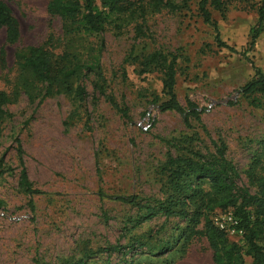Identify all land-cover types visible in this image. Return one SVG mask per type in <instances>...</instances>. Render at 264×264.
<instances>
[{
  "label": "rangeland",
  "instance_id": "1",
  "mask_svg": "<svg viewBox=\"0 0 264 264\" xmlns=\"http://www.w3.org/2000/svg\"><path fill=\"white\" fill-rule=\"evenodd\" d=\"M2 1L20 27L14 46L5 43L0 31L8 62L7 69L0 68V90L9 92L15 51L40 46L50 34L60 36L61 23L48 16L49 0ZM170 1L180 9L149 15L138 23L140 31L135 24L119 31L107 26L99 38L82 41L86 52L96 51L103 40L98 81L103 94L90 75L84 80L83 101L55 94L29 102L20 95L4 107L8 116L0 124V264H61L84 254L88 264H123L121 253L132 246L128 263L131 256L133 261L154 256L138 246L173 243L184 222L170 219L163 229L159 216L139 222L143 210L115 198L135 197L140 206L160 199L165 181L160 168L170 156L187 151L208 156L223 143L227 159L246 183L243 173L264 140V95L255 97L256 106L238 90L253 79L254 69L264 73V45L258 40L251 44L264 0H229L223 15L208 8L225 47L203 22L199 0ZM94 4L100 7V0ZM154 52L176 58L177 100L185 110L188 102L202 110L199 121L185 122L184 115L162 112L153 104L166 100L161 74L143 67ZM21 161L38 193L20 187ZM216 216L232 214L215 212L211 219ZM228 238L243 244L240 236ZM169 252L171 247L163 256ZM177 264H213L205 239L194 240Z\"/></svg>",
  "mask_w": 264,
  "mask_h": 264
},
{
  "label": "trees",
  "instance_id": "2",
  "mask_svg": "<svg viewBox=\"0 0 264 264\" xmlns=\"http://www.w3.org/2000/svg\"><path fill=\"white\" fill-rule=\"evenodd\" d=\"M95 0H49L46 12L52 19L61 23V34H50L40 46H30L18 49L14 53L15 76L9 92L0 90V124L7 118L5 106L15 103L23 95L29 102L38 97L63 94L75 101H83L86 94L84 80L90 75L97 79L94 88L103 94V88L98 84L102 80L100 47L84 51L82 41L93 36L100 37L107 26L119 31L133 24L140 31L139 22L167 9L178 11L180 7L170 0H100V7ZM229 0H199L198 11L203 22L213 28L215 41L225 47L220 41L217 25L212 21L208 8L222 15L227 10ZM259 15L261 16V9ZM259 16V18H260ZM0 31H4L5 43L14 46L20 39V27L10 8L0 0ZM261 28L259 24L251 36V44L258 38ZM84 52V53H82ZM7 53L5 47H0V68L7 69ZM143 67L147 71L161 74L162 94L165 101L158 104L162 112L174 111L185 118L199 121V108L191 102L185 110L178 102L175 94L176 58L161 52H154L145 58ZM254 77L247 82L238 94L258 106L256 96L264 95V73L254 69ZM228 105L234 106V102ZM123 116L125 110H120ZM215 153L204 156L196 151H187V155L170 156L161 166L160 173L165 181L160 187L161 198L153 199V203L140 206L135 197H117V201L143 210L139 222H144L159 216L163 219L162 229L170 219H180L183 227L177 228L173 243L166 240L163 247L140 244L154 256L145 257L129 263L126 256L133 249L121 253L123 264H177L182 261L196 239H205L211 253L213 264H264V140L258 144L250 164L243 175L225 155V145L220 143ZM19 174V185L26 193L33 194L23 163ZM31 210L33 206L29 203ZM231 211L237 221L236 229L242 232L243 244L229 240L225 232L213 225L212 215L215 212ZM162 243V242H161ZM173 252H167L168 248ZM115 249V248H114ZM120 250H123L122 248ZM84 258L77 261L67 260L61 264H88ZM102 264H108L103 261Z\"/></svg>",
  "mask_w": 264,
  "mask_h": 264
},
{
  "label": "built area",
  "instance_id": "3",
  "mask_svg": "<svg viewBox=\"0 0 264 264\" xmlns=\"http://www.w3.org/2000/svg\"><path fill=\"white\" fill-rule=\"evenodd\" d=\"M260 9H261V16L259 20V27L263 31L264 30V2ZM212 222L216 228L225 232L227 236L229 237L240 236L242 238V232L236 229L237 221L233 216L229 218L216 216L215 218H213Z\"/></svg>",
  "mask_w": 264,
  "mask_h": 264
},
{
  "label": "crops",
  "instance_id": "4",
  "mask_svg": "<svg viewBox=\"0 0 264 264\" xmlns=\"http://www.w3.org/2000/svg\"><path fill=\"white\" fill-rule=\"evenodd\" d=\"M256 40H258V43H260V45L263 43V45H264V32H260V34H259V36H258V38L256 39ZM256 49V48H255ZM259 51H260V49H259ZM258 54V53H257ZM257 54L255 53V55H256V57H258L257 56ZM259 58V57H258ZM258 67H260V65L258 66Z\"/></svg>",
  "mask_w": 264,
  "mask_h": 264
},
{
  "label": "water",
  "instance_id": "5",
  "mask_svg": "<svg viewBox=\"0 0 264 264\" xmlns=\"http://www.w3.org/2000/svg\"><path fill=\"white\" fill-rule=\"evenodd\" d=\"M183 118H184V116H183Z\"/></svg>",
  "mask_w": 264,
  "mask_h": 264
}]
</instances>
